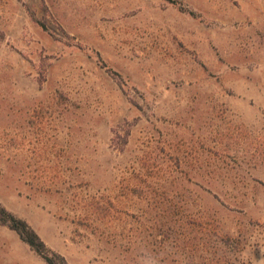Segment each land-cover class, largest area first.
Listing matches in <instances>:
<instances>
[{"label": "rangeland", "instance_id": "374dc122", "mask_svg": "<svg viewBox=\"0 0 264 264\" xmlns=\"http://www.w3.org/2000/svg\"><path fill=\"white\" fill-rule=\"evenodd\" d=\"M0 202L68 264H264V0H0Z\"/></svg>", "mask_w": 264, "mask_h": 264}, {"label": "trees", "instance_id": "16d2710c", "mask_svg": "<svg viewBox=\"0 0 264 264\" xmlns=\"http://www.w3.org/2000/svg\"><path fill=\"white\" fill-rule=\"evenodd\" d=\"M173 3L175 4L176 2ZM30 15L33 21L40 25L44 30H47L46 25L37 19L33 12H30ZM107 71L113 78L120 79V74L116 70L108 68ZM129 136L130 130L126 132L124 143L128 142ZM0 225L8 227L10 230L14 231L19 236L21 241L28 245L30 249L45 262V264H68L66 258L63 255L53 251L27 220L15 215L1 202Z\"/></svg>", "mask_w": 264, "mask_h": 264}]
</instances>
